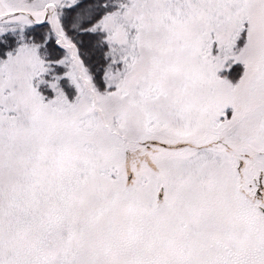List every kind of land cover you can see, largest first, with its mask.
<instances>
[{
    "label": "rangeland",
    "instance_id": "1",
    "mask_svg": "<svg viewBox=\"0 0 264 264\" xmlns=\"http://www.w3.org/2000/svg\"><path fill=\"white\" fill-rule=\"evenodd\" d=\"M11 12L0 264H264V0Z\"/></svg>",
    "mask_w": 264,
    "mask_h": 264
},
{
    "label": "water",
    "instance_id": "2",
    "mask_svg": "<svg viewBox=\"0 0 264 264\" xmlns=\"http://www.w3.org/2000/svg\"><path fill=\"white\" fill-rule=\"evenodd\" d=\"M35 3V2H34ZM49 7H50V4L49 3H47V4H45V14H48V10H49ZM52 8H54V7H52ZM52 13H55V11L53 10L52 11ZM18 14H23V15H25V13H18V12H11V13H6V14H0V23L2 22V21H4L5 19H8V18H10V17H12V16H14V15H18ZM31 22H33L32 20H31V18H30V16L29 15H25ZM44 21L45 20H42V21H39V22H33L34 23V25L35 26H41V25H43V23H44ZM33 28V27H32ZM56 45H57V43H56ZM58 46V45H57ZM262 213L264 214V210H262Z\"/></svg>",
    "mask_w": 264,
    "mask_h": 264
},
{
    "label": "trees",
    "instance_id": "3",
    "mask_svg": "<svg viewBox=\"0 0 264 264\" xmlns=\"http://www.w3.org/2000/svg\"><path fill=\"white\" fill-rule=\"evenodd\" d=\"M75 5V4H74ZM73 5V6H74ZM64 19V18H63ZM64 22V20H62ZM40 28H43V27H37V28H30L29 30H24L22 33H29L30 31L32 32L33 30H37V29H40ZM19 33V32H18ZM18 33H15V34H18ZM5 36H10V34H5L3 35L2 37H5ZM1 37V36H0ZM53 42V41H52ZM38 88H39V85H38Z\"/></svg>",
    "mask_w": 264,
    "mask_h": 264
},
{
    "label": "flooded vegetation",
    "instance_id": "4",
    "mask_svg": "<svg viewBox=\"0 0 264 264\" xmlns=\"http://www.w3.org/2000/svg\"><path fill=\"white\" fill-rule=\"evenodd\" d=\"M185 145V144H184Z\"/></svg>",
    "mask_w": 264,
    "mask_h": 264
}]
</instances>
